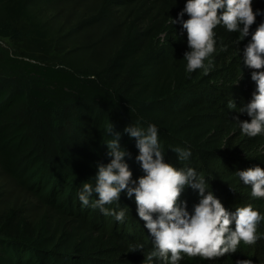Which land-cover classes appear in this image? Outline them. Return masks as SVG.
Instances as JSON below:
<instances>
[{
  "label": "trees",
  "instance_id": "obj_1",
  "mask_svg": "<svg viewBox=\"0 0 264 264\" xmlns=\"http://www.w3.org/2000/svg\"><path fill=\"white\" fill-rule=\"evenodd\" d=\"M79 1L91 0H0V264H162L148 259L153 243L134 199L121 194L129 210L119 222L78 198L83 182H95L97 163L109 162L106 143L117 134L133 178L143 175L124 132L130 123L156 124L166 162L196 169L226 209L251 204L264 214V198L235 175L264 168V134H243L228 107L254 92L242 62L251 35L237 44L238 33L217 26L211 70L188 73L187 34L171 22L186 0H92L90 14L60 22L54 9ZM252 7L264 10V0ZM260 23L264 15L250 33ZM114 36L115 48L100 57ZM176 147L190 148V159L178 160ZM11 192L34 205L9 204ZM180 199L191 210L198 194L187 188ZM37 209L46 213L37 218ZM257 232L255 244L241 242L235 253L182 254L179 264L264 263V220Z\"/></svg>",
  "mask_w": 264,
  "mask_h": 264
},
{
  "label": "clouds",
  "instance_id": "obj_2",
  "mask_svg": "<svg viewBox=\"0 0 264 264\" xmlns=\"http://www.w3.org/2000/svg\"><path fill=\"white\" fill-rule=\"evenodd\" d=\"M253 0H186L184 8L172 25L181 24L187 34V50L183 59L186 71L211 70L206 60L216 51L217 26L238 33L239 44L251 35L243 48L242 62L253 69L251 79L256 84L250 102L237 107L233 99L228 100L229 109L237 115L232 117L241 132L249 137L264 134V23L254 32L250 28L264 10H253ZM185 14L188 19H184ZM242 71V70H241ZM246 114L250 119L241 120ZM112 132V129L110 133ZM124 132L135 139L138 155L135 160L143 175L133 178L127 162L130 153L122 148L119 134L106 143L110 157L108 163L98 162L94 183L83 182L78 198L82 206L98 208L105 216H113L123 222L129 210L120 203L121 194L134 199L138 218L152 239L153 250L148 256L159 259L162 264H179L182 254L199 255L204 258L224 257L235 253L243 242L255 244L261 238L258 223L264 214L251 204L235 207L229 211L209 188V181L192 167H175L166 162L159 141V128L149 123L143 128L130 123ZM178 160L187 161L192 156L190 148L171 149ZM239 180L250 186L254 198H264V168L259 165L235 173ZM191 188L198 194V202L189 210L188 202L180 199L181 194ZM116 204L115 208L106 205ZM142 249L143 245H134ZM236 264H253L250 259L238 260Z\"/></svg>",
  "mask_w": 264,
  "mask_h": 264
},
{
  "label": "rangeland",
  "instance_id": "obj_3",
  "mask_svg": "<svg viewBox=\"0 0 264 264\" xmlns=\"http://www.w3.org/2000/svg\"><path fill=\"white\" fill-rule=\"evenodd\" d=\"M95 3V1H79V2H69L66 4H62L58 7H56L54 9V12L56 13V17H58V19L60 20V22L66 21L68 23H74L77 21V19L84 17L85 15L90 14V11L92 10V5ZM117 37L114 36L111 39H109L108 41H105L104 44V48L100 50L99 52V56L104 58L107 57L108 55L111 54L112 50L115 48L116 44L118 41H116ZM7 41V40H4ZM253 71V69H248L247 70V75L251 76V72ZM250 81V84L253 87V90H256V84L254 81H252L251 77L248 80ZM225 85H230L229 81H226ZM234 85H237L234 84ZM8 188H11V185L8 186ZM7 188V189H8ZM9 194V200L7 201L9 204H16L17 208H21L24 210V207L27 208H32V205H34V202H32L31 199L25 198L23 195H21L20 193L18 194L17 192H11L7 193ZM34 213V212H33ZM46 213V211L44 209H37L35 210L34 215L37 218L42 217L44 214ZM236 260L235 262L231 263V264H236ZM253 261V264H264L259 263L258 260L257 261ZM209 264H227V263H217V262H210ZM229 264V263H228Z\"/></svg>",
  "mask_w": 264,
  "mask_h": 264
}]
</instances>
